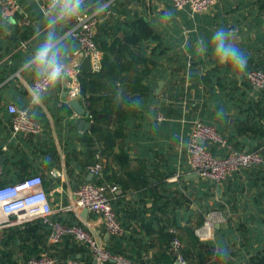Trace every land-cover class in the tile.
<instances>
[{
	"label": "crops",
	"instance_id": "crops-1",
	"mask_svg": "<svg viewBox=\"0 0 264 264\" xmlns=\"http://www.w3.org/2000/svg\"><path fill=\"white\" fill-rule=\"evenodd\" d=\"M4 1L0 0V187L42 175L56 213L66 220L73 218L105 246H115L142 262L177 264L172 241L178 237L184 251L210 259L214 258L213 241L226 244L229 255L223 261L216 259V264H251L264 249V170L247 167L225 182H212L192 170L189 141L193 122L203 121L231 137L235 148L250 151L260 143L256 133L241 130L256 117L258 89L248 86L244 74L234 78L225 69L213 67L211 52L198 57L194 45L198 38L210 40L215 29L224 27L235 31L248 66L264 63V0H218L215 10L206 14L176 8L171 0H99V7L92 0L86 13H97L95 40L103 60L105 56L115 59L114 49L109 53V48L114 43L119 48L127 44L128 35L135 44L124 57L128 62L145 60L122 72L124 84L110 82L111 100L95 106L102 127L115 137L114 145L104 149L102 161L105 179L119 184L125 194L114 203L127 230L120 241L108 234L100 216L71 209L73 191L98 181L90 171L93 131L80 129L77 122L85 119L94 124L88 103L80 99L86 113L77 115L63 78L36 110L35 118L29 109L26 86L32 80L22 64L32 53L37 28L45 19L41 4L15 0L22 11L4 14ZM165 11L173 18L161 30L157 20ZM74 22L64 29L72 48L68 62L79 49L68 35ZM79 60L82 65L85 57ZM140 81L144 87L148 83L150 92L139 97L143 111L130 112L125 104L138 98L135 90L142 88L137 85ZM10 104L28 110L41 132L14 134ZM219 107L227 113L223 121L215 117ZM149 112L152 120L146 118ZM93 147L103 150L104 141ZM208 212L215 217V237L200 241L195 230L204 224ZM190 262L199 264L196 258Z\"/></svg>",
	"mask_w": 264,
	"mask_h": 264
},
{
	"label": "built area",
	"instance_id": "built-area-1",
	"mask_svg": "<svg viewBox=\"0 0 264 264\" xmlns=\"http://www.w3.org/2000/svg\"><path fill=\"white\" fill-rule=\"evenodd\" d=\"M44 4V0H33ZM177 8H190L193 13H206L218 0H172ZM20 5L15 0L3 2V13L14 14L21 12ZM97 13H85L75 20L74 25L68 31V35L79 43V49L74 52L73 59L69 63V71L65 86L69 100L82 99L81 64L80 58L90 56L91 72H100L103 68V53L95 40V28L97 25ZM25 24L28 22L25 21ZM248 78L258 88H264V72L252 71ZM13 115L12 129L14 134L41 132L40 125L34 121L26 109L18 108L14 104L8 106ZM219 144L227 149L225 156H218L207 144ZM97 161L90 167V171L97 176V182L86 183L72 193L71 209L88 211L100 216L109 235L117 236L124 232V227L118 219L113 203L124 196L121 186L105 179L102 154H96ZM189 159L192 170L200 177L222 182L232 173L250 166L264 167V145L255 151L240 152L228 145L215 127L196 121L189 141ZM0 161V175L2 174ZM56 213L52 207L48 193L44 188L43 177L34 174L25 177L21 181L0 187V229L13 224H21L27 221L41 218L49 222V217ZM53 242H59L62 236L71 235L77 241L86 245L99 264L112 262L114 264H135L121 255H116L108 250L105 245L90 231L79 225L64 226L54 224ZM216 221L213 214H209L204 224L195 230V235L200 241L214 240ZM182 241L175 237L172 241V253L180 264H188L182 254ZM48 256L32 259L30 264H53Z\"/></svg>",
	"mask_w": 264,
	"mask_h": 264
},
{
	"label": "trees",
	"instance_id": "trees-1",
	"mask_svg": "<svg viewBox=\"0 0 264 264\" xmlns=\"http://www.w3.org/2000/svg\"><path fill=\"white\" fill-rule=\"evenodd\" d=\"M171 2L174 5L172 0ZM217 3L214 4L211 7V9L206 13L213 12L215 10ZM185 9L189 10L192 14H201V13H193L188 7H185ZM69 37L72 39H75L71 36ZM26 39L27 37L23 36L21 38L22 43H25ZM126 41H127V44H125L124 46L121 45L122 46L121 48H119V43H114L113 47L109 48V51H110L109 53H112V49H114V53L116 54V57L115 59L111 60L109 56H105L103 60V68L100 72H84V71L81 72L82 100L88 103V110H89V113L92 115V120L95 125L93 134L91 137L92 142L90 144L91 151H92L91 166L94 165V163L97 161V158H96L97 153L103 154L104 149L111 148L115 143L114 141L115 137H112L111 134H109V132L105 130L104 127H102L101 125V120L99 119V112L95 108L96 104L103 100L105 101V103L111 100L110 97H108L109 91H111L110 90L111 85L109 83L110 82L112 83L122 82L123 83L125 76H123L122 72L126 68L130 69L133 66H135V64L145 62L144 59H140V58L133 59V60L131 59L130 62L127 61L128 58L124 56L128 54L129 49L131 48L130 45H133L135 43L130 40L129 35L126 37ZM252 64L253 65L251 66L249 65L247 67L246 73H244V76H243V80L248 84V86L251 89L253 90H255V88L258 89L257 90V93L259 94L258 95L259 97L257 100L258 102L254 106V111H255L254 114L256 117L255 119H252L253 121L252 125L249 126V123L246 122L243 124V127L241 128V130L243 132H254L256 133V135H258V139L260 143L258 144L257 147L250 150V151H255L256 149L264 145V124L262 123L264 121V88H258L255 85H253L250 82L248 75L252 71H263L264 72V63L260 65L258 63H252ZM137 85H140V87L144 88V89L142 88L139 89L140 87L136 86L137 89H139V90H135L138 98L150 92L148 83L145 87L144 85H142L141 81ZM213 91L214 89H212L211 92ZM207 92L209 93V91ZM214 92H216V90ZM106 118H107V114H106ZM195 122L196 121H194L192 124L191 132L193 130V126ZM200 122L204 123L203 121H200ZM206 125H209V124H206ZM218 133L221 135L223 139H225L228 142V145H231L233 149L240 151V152H245L244 150L235 148L232 145L233 143H232L231 137H227L219 131ZM98 141L99 142L104 141L105 147L103 148V150L101 149L102 151L100 149L96 150L93 147L94 144ZM207 147L208 149H210L212 152H214L218 156H225L227 153V149L225 147H221V145L219 144L208 143ZM250 167L251 168L261 167V169L264 170L263 166L253 165ZM244 168H247V167H244ZM240 170L232 173L222 182L227 181ZM205 179L218 183L209 178H205ZM114 203H113V207H114ZM208 214L210 213L209 212L206 213V217ZM63 218L64 217L61 216L60 214L54 213L53 215L49 217L50 219L49 222H45L43 219L38 218V219L27 221L25 223L13 224V225L6 227L3 230L2 234L0 235V264H30L32 259H39L43 256H48L51 260L54 261L53 264H98L97 260L93 257L91 250L83 243L77 241L73 236L64 235L62 236L59 242L52 241V236L54 233V226H53L54 224L58 223L64 226L79 225L83 227V225L73 220V218H70L69 220H66ZM126 231L127 230L124 227V232L122 234L113 236V237L116 239V241H120L121 236H123L126 233ZM116 244H119V242H117ZM105 247L108 250H110L112 253L116 255H121L125 257L126 259H128L129 261H131L132 263L150 264V263L142 262V261H139L132 257L127 256L123 251L116 249L115 246L114 247L105 246ZM182 254L187 259L188 264H192L190 260H193L194 258L198 260L199 264H216L215 258L212 257L210 259V257L204 254L198 253L197 255H194V254H191L189 250L188 251L182 250ZM209 254H212V253L210 252ZM106 264H114V263L108 262ZM154 264H164V263H154ZM251 264H264V249H262L259 253L253 256V258L251 259Z\"/></svg>",
	"mask_w": 264,
	"mask_h": 264
},
{
	"label": "clouds",
	"instance_id": "clouds-1",
	"mask_svg": "<svg viewBox=\"0 0 264 264\" xmlns=\"http://www.w3.org/2000/svg\"><path fill=\"white\" fill-rule=\"evenodd\" d=\"M92 0H44L41 11L45 19L37 28L38 40L27 60L22 64L24 72L28 73L32 82L26 86L27 103L33 118L36 110L41 108L52 95L58 84L69 71V57L72 48L64 37V29L74 20L88 12ZM99 7V0H97ZM173 18L170 11H165L157 20V27L166 29ZM195 54L205 57L211 52L213 67L225 69L230 77L239 78L247 69L248 56L236 43L234 30L220 27L215 29L210 40L200 37L194 45ZM119 100V96L117 97ZM130 112L143 111L139 98L128 100L125 104ZM152 120L151 113H145ZM223 107L216 109L215 117L219 121L226 118ZM215 259L223 261L229 255L228 246L219 241H213Z\"/></svg>",
	"mask_w": 264,
	"mask_h": 264
},
{
	"label": "water",
	"instance_id": "water-1",
	"mask_svg": "<svg viewBox=\"0 0 264 264\" xmlns=\"http://www.w3.org/2000/svg\"><path fill=\"white\" fill-rule=\"evenodd\" d=\"M81 70L84 72H91L92 71V66H91V58L90 56H86L84 62L81 65ZM65 82L67 81V78H64ZM66 89V94H67V88L65 86ZM70 106L72 107V109L76 112L77 115L79 116H83L86 113V109L85 107L82 105L81 100L80 99H73L70 100ZM79 122V128L80 129H84L86 131L91 130L93 131L95 128V125L85 119H81ZM83 213L84 215H86V213H88V209H83ZM180 264V263H177Z\"/></svg>",
	"mask_w": 264,
	"mask_h": 264
}]
</instances>
